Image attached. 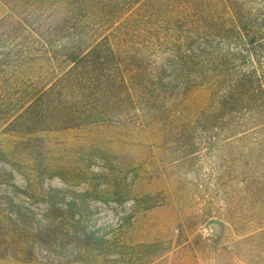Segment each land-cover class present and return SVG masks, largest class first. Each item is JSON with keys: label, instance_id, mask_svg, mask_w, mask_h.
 Wrapping results in <instances>:
<instances>
[{"label": "rangeland", "instance_id": "obj_1", "mask_svg": "<svg viewBox=\"0 0 264 264\" xmlns=\"http://www.w3.org/2000/svg\"><path fill=\"white\" fill-rule=\"evenodd\" d=\"M72 35L102 45L86 121L40 103ZM253 72L264 0H0V212L64 225L0 228V264H264Z\"/></svg>", "mask_w": 264, "mask_h": 264}, {"label": "trees", "instance_id": "obj_2", "mask_svg": "<svg viewBox=\"0 0 264 264\" xmlns=\"http://www.w3.org/2000/svg\"><path fill=\"white\" fill-rule=\"evenodd\" d=\"M72 38L76 39L74 40V48H72L73 50L72 49L69 50L74 52L68 57V63H70L72 67L70 68V70L67 71L68 72L67 74H64L62 76L61 79L55 80L54 78L51 80L53 81L51 82L52 92L50 93L43 92L41 96L42 98L40 97L41 99L40 103H44V102L48 104L56 103L57 106L59 107V109L56 108V112H58L59 114L58 116H60V113H64L70 117H74V116H78L81 113H85L79 118L82 119L83 121H86L87 119H91L92 116L91 113H88L89 112L88 109L83 107L82 108L83 111L81 112L75 111L73 114H70L69 107L71 103L79 104L80 99L81 98L84 99V95L87 92L94 91L95 84L93 79L86 80L84 78V74L87 66H89V68L91 67L96 68L95 64L97 62H94L91 58L98 54V52L102 48V45H99L98 43L88 44L85 41H83V39L78 40L74 35H72ZM258 44H252V45H258ZM86 50H88L87 54H85ZM251 78L254 80L253 85L257 89V91L255 92H260V95L263 97L264 100V86L259 81L260 77L256 76L255 72H253ZM0 91L3 92L1 86H0ZM63 94H66L65 98L62 97ZM7 115L8 114H5V116ZM0 193L4 195L1 190ZM2 199L3 198L0 197V200ZM12 204L14 206H17L14 203V201L9 200L6 211L0 212V228L3 227L5 230H11L14 233H18V235L30 236L35 234V236L39 237L40 240L42 241H45L44 239H48V237H50L51 234L56 237L58 231L64 229L62 216L56 217L57 221L60 220L61 222H55L56 219L52 221L50 220L48 215L41 214L39 215L41 220L35 223L32 222V219L30 218V215L34 214L32 211L23 214L22 213L23 209L19 208L18 213L15 214L14 211L11 210ZM49 228H53L55 229V231H50ZM67 231L69 235L70 232L69 230ZM35 236L34 238H36Z\"/></svg>", "mask_w": 264, "mask_h": 264}]
</instances>
